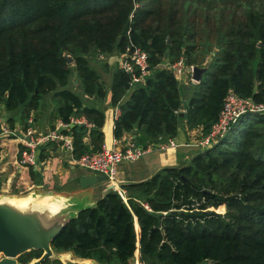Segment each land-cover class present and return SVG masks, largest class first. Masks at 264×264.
<instances>
[{
  "label": "trees",
  "instance_id": "1",
  "mask_svg": "<svg viewBox=\"0 0 264 264\" xmlns=\"http://www.w3.org/2000/svg\"><path fill=\"white\" fill-rule=\"evenodd\" d=\"M127 46L147 53L148 77L130 86V73L117 67L107 85L93 60ZM180 57L194 66L210 60L199 82L183 86L164 66ZM72 72L80 92L69 88ZM229 91L264 103V0H0V106L19 109L22 129L46 95L54 119L83 116L90 127L70 129L74 158L103 142L104 112L81 94L102 100L110 92L119 108L114 138L135 130L146 148L175 138L182 125L206 136ZM123 188L126 201L107 190L51 248L98 264L135 256L149 264H264V115H242L187 163Z\"/></svg>",
  "mask_w": 264,
  "mask_h": 264
},
{
  "label": "crops",
  "instance_id": "2",
  "mask_svg": "<svg viewBox=\"0 0 264 264\" xmlns=\"http://www.w3.org/2000/svg\"><path fill=\"white\" fill-rule=\"evenodd\" d=\"M98 59L103 60L101 66L104 68L103 70L109 74V82L105 80L107 81V85H109L112 71L120 67L122 54L113 53L108 56L101 55ZM81 95L85 105L100 108L104 112V122L101 127L103 132L102 146L122 148L129 140L133 139V133H124L120 139H115L113 136L116 107L110 103V92L102 100H98L95 97L90 98L83 94ZM0 119L7 123V120L4 118L0 117ZM57 120L59 119H54L52 117L49 122L53 127L40 130L35 126V119L33 118V125L38 131L45 132L53 129L57 124ZM85 125L90 127L89 123ZM20 128L22 127H16L14 125L13 129H15V131L17 130L18 133L16 132V135L12 138L7 139V137H5L2 139L5 148L0 146L1 178H7L10 181L13 178L20 179L21 173V177H25V182L30 181L31 184L37 187L46 186L48 182L49 185L46 188L51 190H46L49 191L46 195L61 196L69 201L75 202L83 201L88 205H92L95 200L109 190L108 187L107 189L102 188L99 195L96 196L94 193L97 191L98 183L87 188H81L79 186L80 178L95 174L77 166L74 163L76 158H74L73 152L66 150L58 142H51V145L46 144L44 145L45 147H41L42 149L37 151V156L40 155V152H43L44 157H39L34 166H29V170L26 169L28 167L20 166L18 163ZM198 135V129L190 130L185 125H182L175 137L176 141L179 143L176 147L159 148L157 146L158 143L149 144L148 146H150L151 149L140 158L134 161L120 163L117 170V180L120 183V187L123 188V186L128 183L143 181L162 168L175 167L187 163L194 154L201 150L200 147L192 144L193 138ZM85 142H89L88 137L85 138ZM135 142L143 146L139 142ZM38 191L40 192V190Z\"/></svg>",
  "mask_w": 264,
  "mask_h": 264
},
{
  "label": "built area",
  "instance_id": "3",
  "mask_svg": "<svg viewBox=\"0 0 264 264\" xmlns=\"http://www.w3.org/2000/svg\"><path fill=\"white\" fill-rule=\"evenodd\" d=\"M164 66L174 73L177 81L183 86L196 83L192 79L194 65L186 64L183 57L171 63L167 62ZM120 67L130 73V86L144 83L149 75L148 55L139 47L127 46L124 53H122ZM246 113L264 115V103L254 102L251 98L239 97L229 91L223 99L218 118L212 125L210 132L204 137H199L200 134L195 136L192 144L201 149L212 145L218 138L227 133L234 122ZM115 114L116 117L119 114L118 107H116ZM32 124L33 119H29L28 126L20 131L18 162L22 167L34 166L38 161L37 151L51 142H58L66 150L72 152L71 126L73 124H88V122L83 116L71 117L69 122L57 120L55 127L46 132L38 131ZM15 135V129L10 128L5 121L0 119V138L14 137ZM177 145L179 143L175 138H169L157 144L159 148L176 147ZM150 149V146L145 148L131 139L122 148L102 146L98 151L85 152L76 158L74 163L94 174L105 175L109 184L114 185L113 189H116L120 197L126 201V190L120 187V183L117 180L118 165L122 162L134 161ZM145 207L147 208L146 205ZM128 264L149 263L140 259L139 256H135Z\"/></svg>",
  "mask_w": 264,
  "mask_h": 264
},
{
  "label": "water",
  "instance_id": "4",
  "mask_svg": "<svg viewBox=\"0 0 264 264\" xmlns=\"http://www.w3.org/2000/svg\"><path fill=\"white\" fill-rule=\"evenodd\" d=\"M168 42H170V40H168ZM168 53L169 51L166 52V54ZM63 56L67 64L73 62V58L69 54L64 53ZM209 64L210 60L206 61L203 66H193L192 79L196 83L200 81ZM180 111L182 114L183 104L180 106ZM135 133L134 130L133 138ZM106 180L107 177L105 175H88L80 178L79 186L81 188H87ZM113 188L114 185H108V189ZM45 196H50V204H55L57 206V209L55 211H50V214L47 212L48 209L46 206L39 202V200ZM52 196H20L28 197L32 200L31 211H28L26 215L12 217L0 210V264H18L17 258L21 254L31 250H42L41 255L38 258L33 259L31 262L32 264H41L53 254L51 241L66 223L70 219L76 217L81 210L93 206L98 200H95L92 205H88L83 201L75 202L69 201L61 196ZM12 197L16 196H3L0 197V200ZM64 260V264L96 263L92 259L79 258L75 260L65 257Z\"/></svg>",
  "mask_w": 264,
  "mask_h": 264
},
{
  "label": "rangeland",
  "instance_id": "5",
  "mask_svg": "<svg viewBox=\"0 0 264 264\" xmlns=\"http://www.w3.org/2000/svg\"><path fill=\"white\" fill-rule=\"evenodd\" d=\"M102 63H103V60H100L97 57L96 59L93 60L92 66L95 69H97L98 72H100V74L102 75L103 79L105 78L104 80H108V82H109V78H108L109 74H108V72L106 73L103 70L104 68H102V66H101ZM70 79L71 80H70L69 88H71L72 90H74L76 92H80V87L76 83L77 79H76V76H75L74 72L71 73V78ZM53 109H54V103L51 100V96L50 95H46L45 98H44L43 104H41V106L39 107V111L37 113L33 112L32 113L33 115H31L33 117H31L30 119L31 120H32V118L35 119L34 124L40 130L41 129H46L48 127L52 128L53 125L51 126L49 120L54 116ZM18 111H19V109L13 110V111H6L0 106V117L4 118L5 120H7L8 118L12 117V118H14V125L16 127H21L22 126L20 124V117L21 116L18 113ZM7 126H9V127L11 126L10 121H7ZM10 128H12V127H10ZM21 130H22V128H20V131ZM16 132L18 133L17 130L15 131V133ZM8 138H12V137H7V139ZM2 139L3 138H0V146L5 148V145H3V140ZM26 169L29 170L30 167H28ZM20 175L22 176L21 173H20ZM21 176H20V179L19 178H13L11 181L8 180L7 178H1L0 177V197H3V196H27V195H31L32 197L33 196L34 197H41V196H44V195L48 194L49 191H46V190H51V189H47L46 188L49 185L48 182H47L46 186L37 187L34 184H31L30 181L25 182V177L22 178ZM108 185H109V182L107 180L98 183L97 189H96L97 191L94 194L96 196H98L100 191H101V189L102 188L107 189ZM38 190H40V192ZM52 251H53V254L47 259V264H54L53 263L54 259H58L61 264H64L65 257H67V258L69 257V259H75V260L79 259L71 251H63V252H57V251H54V250H52ZM28 252H30V251H28ZM18 259H19V257L17 258V263L18 264H24V263H20ZM33 259H35V258H30V260L27 263H25V264L31 263ZM95 264H98V263L96 262Z\"/></svg>",
  "mask_w": 264,
  "mask_h": 264
},
{
  "label": "bare ground",
  "instance_id": "6",
  "mask_svg": "<svg viewBox=\"0 0 264 264\" xmlns=\"http://www.w3.org/2000/svg\"><path fill=\"white\" fill-rule=\"evenodd\" d=\"M49 198L51 197H42L39 202L46 206L48 209L47 212L50 214V211H55L57 206L55 204H50ZM31 203L32 200L28 197L16 196L12 198H3V200H0V210L12 217L26 215L28 211H31Z\"/></svg>",
  "mask_w": 264,
  "mask_h": 264
}]
</instances>
